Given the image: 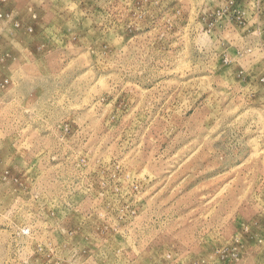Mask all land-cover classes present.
Listing matches in <instances>:
<instances>
[{"label":"rangeland","instance_id":"obj_1","mask_svg":"<svg viewBox=\"0 0 264 264\" xmlns=\"http://www.w3.org/2000/svg\"><path fill=\"white\" fill-rule=\"evenodd\" d=\"M0 264H264V0H0Z\"/></svg>","mask_w":264,"mask_h":264}]
</instances>
